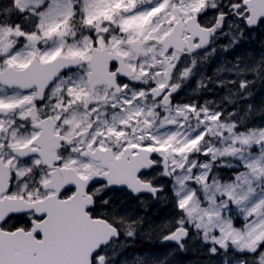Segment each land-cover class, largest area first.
<instances>
[{"label": "snow or ice", "instance_id": "6c2138e0", "mask_svg": "<svg viewBox=\"0 0 264 264\" xmlns=\"http://www.w3.org/2000/svg\"><path fill=\"white\" fill-rule=\"evenodd\" d=\"M257 34L264 0H0V264H264Z\"/></svg>", "mask_w": 264, "mask_h": 264}, {"label": "rangeland", "instance_id": "374dc122", "mask_svg": "<svg viewBox=\"0 0 264 264\" xmlns=\"http://www.w3.org/2000/svg\"><path fill=\"white\" fill-rule=\"evenodd\" d=\"M264 40V36H261L259 34L256 35V37L251 41V47L254 50L259 49V41ZM259 88V85L257 86ZM264 98V96L258 95L257 99ZM166 209H157V208H152L149 212L150 215L153 214H158L162 216L164 212H166ZM170 247V245H169ZM165 250L164 248L161 247L160 242L158 238L155 235H152L151 237L149 236H144L142 238H139L135 241V248L134 249H129L130 252H148V251H154V252H160ZM194 257L192 256L191 253L189 254H180L175 258L176 264H190V261H192Z\"/></svg>", "mask_w": 264, "mask_h": 264}, {"label": "flooded vegetation", "instance_id": "af4514ba", "mask_svg": "<svg viewBox=\"0 0 264 264\" xmlns=\"http://www.w3.org/2000/svg\"><path fill=\"white\" fill-rule=\"evenodd\" d=\"M209 98H211V97H209Z\"/></svg>", "mask_w": 264, "mask_h": 264}]
</instances>
